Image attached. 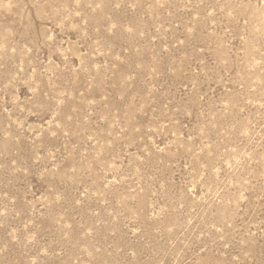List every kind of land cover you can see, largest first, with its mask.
<instances>
[{
    "label": "rangeland",
    "instance_id": "obj_1",
    "mask_svg": "<svg viewBox=\"0 0 264 264\" xmlns=\"http://www.w3.org/2000/svg\"><path fill=\"white\" fill-rule=\"evenodd\" d=\"M0 264H264V0H0Z\"/></svg>",
    "mask_w": 264,
    "mask_h": 264
}]
</instances>
